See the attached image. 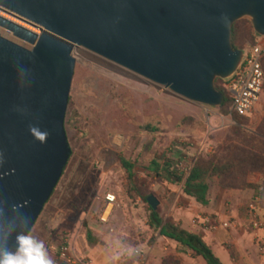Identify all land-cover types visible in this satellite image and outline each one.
<instances>
[{
	"label": "water",
	"instance_id": "1",
	"mask_svg": "<svg viewBox=\"0 0 264 264\" xmlns=\"http://www.w3.org/2000/svg\"><path fill=\"white\" fill-rule=\"evenodd\" d=\"M0 9L39 32L0 16V250L31 234L72 156L65 121L75 48L220 108L216 80L244 58L234 25L250 19L264 37V0H0ZM30 128L47 132L46 142ZM147 202L161 205L154 195Z\"/></svg>",
	"mask_w": 264,
	"mask_h": 264
},
{
	"label": "rangeland",
	"instance_id": "2",
	"mask_svg": "<svg viewBox=\"0 0 264 264\" xmlns=\"http://www.w3.org/2000/svg\"><path fill=\"white\" fill-rule=\"evenodd\" d=\"M242 21L241 28L251 22ZM251 35L259 39L254 30ZM250 44L249 35L242 45ZM73 57L76 68L65 121L72 156L30 237L50 241L66 231L74 254L93 264H160L159 254L150 248L161 237L150 228V205L144 197L154 195L160 201L158 211L166 221L177 211L200 220L207 213L182 195L184 184L163 183L148 168L162 156L185 176L198 156L216 151L225 155L236 125L234 115L187 101L84 48H75ZM217 81L222 88V80ZM263 120L264 94L249 119L250 127L257 130ZM120 156L136 164L138 185L129 182ZM109 194L117 202L110 221L103 224L100 216ZM86 226L99 245L88 243ZM201 262L206 264L203 258Z\"/></svg>",
	"mask_w": 264,
	"mask_h": 264
},
{
	"label": "trees",
	"instance_id": "3",
	"mask_svg": "<svg viewBox=\"0 0 264 264\" xmlns=\"http://www.w3.org/2000/svg\"><path fill=\"white\" fill-rule=\"evenodd\" d=\"M242 22V20L237 22L233 27L232 43L235 50L245 49L242 44L249 35L253 40V45L257 43V40L251 35L254 30L252 22H246L248 29L240 27ZM257 36L260 37L258 34ZM222 82L224 85L221 88L219 81L216 80V88L225 95L224 104L220 108L224 114H230L232 102L225 88L224 80ZM249 119L250 117L233 116L236 125L231 128L224 150L225 155L216 151L208 157L198 156L185 176L175 170L171 161L165 160L162 156H156L148 168L149 173L157 180L171 186L184 184L183 193L185 196L195 199L204 207L209 204L212 185H217L228 191H245L249 187V178L261 174L263 175L261 190L258 199H255L253 203L260 211H264V120L260 127L254 130L250 127ZM147 129L150 130V128ZM156 131L152 130L153 133ZM119 162L126 171L129 182L138 185L135 173L136 164L131 163L123 156L119 157ZM147 198L144 197L145 202H147ZM149 211L150 228L158 231L160 237L189 249L203 258L207 264H222L200 236L173 224L172 220L166 221L161 212L154 211L151 206ZM86 228L88 243L91 246L99 245L100 241L94 236L92 230L88 226ZM231 256L238 260L233 250H231Z\"/></svg>",
	"mask_w": 264,
	"mask_h": 264
},
{
	"label": "crops",
	"instance_id": "4",
	"mask_svg": "<svg viewBox=\"0 0 264 264\" xmlns=\"http://www.w3.org/2000/svg\"><path fill=\"white\" fill-rule=\"evenodd\" d=\"M263 175L256 174L249 178V187L245 191H228L212 185L209 193V204L200 206L207 216H221L224 219H235L239 223L237 230H220L211 232L202 227V217L194 219L181 211H177L172 219L173 224L182 229L200 236L212 249L222 264H264V254L259 251L254 237L244 221L246 206L258 199L261 190ZM182 195H185L182 192ZM189 198V197H188ZM264 213V211H263ZM33 235V231L29 236ZM37 243H42L48 258L57 262V238L47 241L46 238H33ZM160 257V264H203L201 257L189 249L179 246L176 242L158 238L154 246L150 248ZM231 250L238 260L231 256ZM205 261V260H204ZM206 263V262H205ZM207 264V263H206Z\"/></svg>",
	"mask_w": 264,
	"mask_h": 264
},
{
	"label": "built area",
	"instance_id": "5",
	"mask_svg": "<svg viewBox=\"0 0 264 264\" xmlns=\"http://www.w3.org/2000/svg\"><path fill=\"white\" fill-rule=\"evenodd\" d=\"M15 16L18 15L15 14ZM243 51L244 58L241 64L236 72L224 82L232 102L231 114L239 117H252L264 94V37L260 36L256 44L248 45ZM116 202L117 199L114 195H107V205L100 216L103 224L110 221ZM244 221L251 231L259 251L264 254L263 211H260L253 202L248 204L245 209ZM202 224L206 230L211 232L239 228L237 220L224 219L215 215L203 217ZM56 264H93V262L77 257L71 247V235L68 232H62L57 238Z\"/></svg>",
	"mask_w": 264,
	"mask_h": 264
},
{
	"label": "clouds",
	"instance_id": "6",
	"mask_svg": "<svg viewBox=\"0 0 264 264\" xmlns=\"http://www.w3.org/2000/svg\"><path fill=\"white\" fill-rule=\"evenodd\" d=\"M30 131L40 142H46L47 132H38L35 128ZM0 264H53V261L47 257L42 243L25 234L17 236L15 251L0 250Z\"/></svg>",
	"mask_w": 264,
	"mask_h": 264
},
{
	"label": "bare ground",
	"instance_id": "7",
	"mask_svg": "<svg viewBox=\"0 0 264 264\" xmlns=\"http://www.w3.org/2000/svg\"><path fill=\"white\" fill-rule=\"evenodd\" d=\"M0 12H2L3 14H6L4 11H2L1 9H0ZM1 16V15H0ZM8 16V15H7ZM3 17V16H2ZM10 17V16H9ZM18 17V16H17ZM5 18V17H4ZM11 18V17H10ZM12 19H14V20H16L15 18H12ZM10 20V19H9ZM10 21H12V20H10ZM18 21V20H17ZM12 22H14V21H12ZM20 22V21H19ZM14 23H16V22H14ZM18 24V23H17ZM21 24H24V23H22V22H20L19 23V25H21ZM25 26H27L26 24H24ZM23 26V25H22ZM26 28H28V27H26Z\"/></svg>",
	"mask_w": 264,
	"mask_h": 264
}]
</instances>
